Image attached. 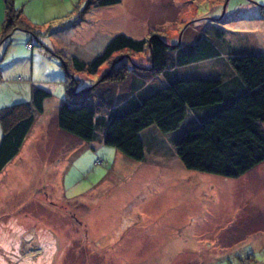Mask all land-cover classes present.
Returning <instances> with one entry per match:
<instances>
[{
  "label": "rangeland",
  "instance_id": "rangeland-1",
  "mask_svg": "<svg viewBox=\"0 0 264 264\" xmlns=\"http://www.w3.org/2000/svg\"><path fill=\"white\" fill-rule=\"evenodd\" d=\"M14 6L32 29L15 30L1 43L0 116L25 107L34 123L0 173V264H264V162L250 180L249 172L231 179L187 170L171 139L193 126L188 122L170 134L153 127L156 137L144 139L141 161L105 146L100 130L85 142L57 126L67 96L63 62L89 64L118 34L155 35L183 51L205 39L220 56L176 73L226 81L235 73L230 57L264 54V0H121L96 8L87 0H14ZM3 10L0 0V16ZM113 62L152 80L148 51H122L95 74L69 67L76 92L95 85ZM34 88L50 94L40 114L31 103Z\"/></svg>",
  "mask_w": 264,
  "mask_h": 264
},
{
  "label": "trees",
  "instance_id": "trees-1",
  "mask_svg": "<svg viewBox=\"0 0 264 264\" xmlns=\"http://www.w3.org/2000/svg\"><path fill=\"white\" fill-rule=\"evenodd\" d=\"M120 1L87 0V4L107 7ZM3 6V40H9L15 30L32 29L21 20V10L14 6V0H3ZM216 35L220 38L222 32ZM122 51H148L149 67L145 70L152 80L138 77L135 71L131 74L123 62H113L95 85L76 92L78 80L68 73L69 67L95 74ZM219 56L205 39L183 51L155 35L135 40L118 34L89 64L76 57L69 60L70 65L62 63L68 69L67 96L58 109L57 126L85 142L94 141L100 130L105 146L141 161L147 129L156 132L152 129L155 127L162 134H170L188 122L193 126L171 139L181 164L187 170L239 178L264 162V54L230 57L235 73L226 81L181 78L176 73L180 67ZM158 76L166 83H155L153 79ZM48 97L50 94L44 90H32L31 103L39 114ZM19 109H23L21 115ZM10 113L0 116V173L19 153L34 123L33 114L25 107L12 108Z\"/></svg>",
  "mask_w": 264,
  "mask_h": 264
},
{
  "label": "crops",
  "instance_id": "crops-1",
  "mask_svg": "<svg viewBox=\"0 0 264 264\" xmlns=\"http://www.w3.org/2000/svg\"><path fill=\"white\" fill-rule=\"evenodd\" d=\"M3 12H4V10H3ZM3 21H4V13H3V16H0V52L2 51V49H3V46L1 45V43L2 42H6V40H3L2 39V26H3ZM32 46V45H31ZM33 47V46H32ZM32 49V48H31ZM31 49H29V50H31ZM17 112H19V114L18 115H21L22 113H23V109H19ZM32 128V127H31ZM1 130H2V133H3V127L1 126ZM147 130H149V129H147ZM147 130H146V139H153V138H155L156 137V133L155 132H147ZM31 134V129H30V131H29V133H28V135H27V137H26V139H25V141H24V143L27 141V140H29V138H28V136ZM148 137V138H147ZM1 138V137H0ZM24 145V144H23ZM262 164V163H261ZM254 169V168H253ZM260 170H263V169H260ZM247 174V173H246ZM245 174V175H246ZM257 176H259V171H258V169L256 168L255 170H253V171H249V173L247 174V177L246 176H244V177H246L245 178V180H250V177H251V179L252 178H257ZM248 178V179H247Z\"/></svg>",
  "mask_w": 264,
  "mask_h": 264
},
{
  "label": "built area",
  "instance_id": "built-area-1",
  "mask_svg": "<svg viewBox=\"0 0 264 264\" xmlns=\"http://www.w3.org/2000/svg\"><path fill=\"white\" fill-rule=\"evenodd\" d=\"M27 48H28V49H31V48H32V46L28 44V45H27Z\"/></svg>",
  "mask_w": 264,
  "mask_h": 264
}]
</instances>
